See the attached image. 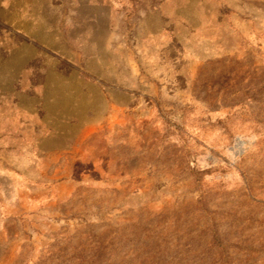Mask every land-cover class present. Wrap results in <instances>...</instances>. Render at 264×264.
I'll use <instances>...</instances> for the list:
<instances>
[{
	"label": "rangeland",
	"instance_id": "obj_1",
	"mask_svg": "<svg viewBox=\"0 0 264 264\" xmlns=\"http://www.w3.org/2000/svg\"><path fill=\"white\" fill-rule=\"evenodd\" d=\"M0 264H264V0H0Z\"/></svg>",
	"mask_w": 264,
	"mask_h": 264
}]
</instances>
